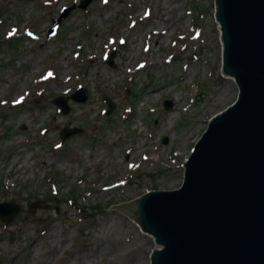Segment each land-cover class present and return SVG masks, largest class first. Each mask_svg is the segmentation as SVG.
<instances>
[{
  "label": "rangeland",
  "instance_id": "374dc122",
  "mask_svg": "<svg viewBox=\"0 0 264 264\" xmlns=\"http://www.w3.org/2000/svg\"><path fill=\"white\" fill-rule=\"evenodd\" d=\"M80 2L0 0V202L23 209L0 221V264H151L154 238L112 207L178 189L238 97L215 0H95L49 38ZM80 88L88 100L62 114L54 100ZM67 124L84 132L62 142Z\"/></svg>",
  "mask_w": 264,
  "mask_h": 264
},
{
  "label": "water",
  "instance_id": "95a60500",
  "mask_svg": "<svg viewBox=\"0 0 264 264\" xmlns=\"http://www.w3.org/2000/svg\"><path fill=\"white\" fill-rule=\"evenodd\" d=\"M93 1L64 8L48 37L73 10H86ZM214 17L223 74L236 82L237 99L209 121L183 165L178 189L112 207L154 238L151 264H264V0H215ZM70 98L85 103L86 88L54 100L62 114L69 113ZM105 100L110 114L115 103ZM172 106L165 101V109ZM82 132L67 124L60 136L65 141ZM22 210L0 202V221L12 222Z\"/></svg>",
  "mask_w": 264,
  "mask_h": 264
},
{
  "label": "trees",
  "instance_id": "16d2710c",
  "mask_svg": "<svg viewBox=\"0 0 264 264\" xmlns=\"http://www.w3.org/2000/svg\"><path fill=\"white\" fill-rule=\"evenodd\" d=\"M20 39L19 38H10L9 41L7 42L9 46H12V48L17 47Z\"/></svg>",
  "mask_w": 264,
  "mask_h": 264
},
{
  "label": "snow or ice",
  "instance_id": "6c2138e0",
  "mask_svg": "<svg viewBox=\"0 0 264 264\" xmlns=\"http://www.w3.org/2000/svg\"><path fill=\"white\" fill-rule=\"evenodd\" d=\"M105 2H107V0H105ZM49 75H51V73H49ZM19 102V101H18Z\"/></svg>",
  "mask_w": 264,
  "mask_h": 264
},
{
  "label": "bare ground",
  "instance_id": "6f19581e",
  "mask_svg": "<svg viewBox=\"0 0 264 264\" xmlns=\"http://www.w3.org/2000/svg\"><path fill=\"white\" fill-rule=\"evenodd\" d=\"M230 79H232V78H230ZM84 233V232H83ZM87 233V232H86Z\"/></svg>",
  "mask_w": 264,
  "mask_h": 264
}]
</instances>
